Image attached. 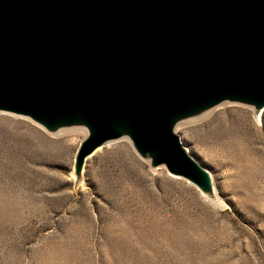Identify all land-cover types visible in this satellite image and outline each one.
Returning a JSON list of instances; mask_svg holds the SVG:
<instances>
[{
  "label": "water",
  "instance_id": "95a60500",
  "mask_svg": "<svg viewBox=\"0 0 264 264\" xmlns=\"http://www.w3.org/2000/svg\"><path fill=\"white\" fill-rule=\"evenodd\" d=\"M224 99L264 103V0H0V112L83 124L76 177L121 128L150 169L202 192L172 120Z\"/></svg>",
  "mask_w": 264,
  "mask_h": 264
},
{
  "label": "rangeland",
  "instance_id": "374dc122",
  "mask_svg": "<svg viewBox=\"0 0 264 264\" xmlns=\"http://www.w3.org/2000/svg\"><path fill=\"white\" fill-rule=\"evenodd\" d=\"M261 116L233 103L174 128L212 177L213 203L126 140L76 177L81 132L0 113V264H264Z\"/></svg>",
  "mask_w": 264,
  "mask_h": 264
},
{
  "label": "bare ground",
  "instance_id": "6f19581e",
  "mask_svg": "<svg viewBox=\"0 0 264 264\" xmlns=\"http://www.w3.org/2000/svg\"><path fill=\"white\" fill-rule=\"evenodd\" d=\"M233 103H239V104L247 105L248 107H250L252 109V113H253L254 117L258 121L260 120V116L263 115V113H264V103H263V105L258 106V105H255V104L243 103L242 101H236V100H231L230 101V100H225L224 99V100H222V101H220L218 103H213V104H209V105L203 106V107L198 108V109H196V110H194V111H192V112H190V113H188L186 115H182L181 117H177V118L172 120V124L176 127L179 124L185 123L186 121H188L190 119L192 120V119L205 117L208 114H210L211 112H213L214 110H219L220 108L224 107L225 105H229V104H233ZM67 131L81 132L83 134L84 138L87 135V129H86V127L83 124L78 125V126H69V125H67L65 127H62L60 129H58L56 132H58L60 134V133L67 132ZM119 133H120L119 137L116 139V141L126 140L130 144V146L132 147L131 140H130L129 136L127 135V133L121 128L119 129ZM50 134H54V133H50ZM111 142H113V141H108V142L104 143L102 146L97 147L95 150H93L89 155H87L84 158L83 164L86 163V161L89 158H91L95 153L97 154L99 152L98 150H100L101 148H103L104 146H106L108 143H111ZM186 151H187V149H186ZM158 168H162V167H158ZM173 177H176V176H173ZM176 178L182 179L180 177H176ZM211 178L212 177L209 174L208 180H209L210 183H208L206 185V187L202 188V190H201L202 192L201 193H203L211 202L218 203V202H220V200H219L218 195H217V193H216V191H215V189L213 187V181H212Z\"/></svg>",
  "mask_w": 264,
  "mask_h": 264
}]
</instances>
